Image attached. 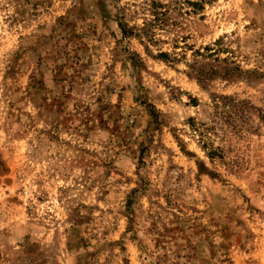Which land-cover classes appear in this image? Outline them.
<instances>
[{"label": "rangeland", "instance_id": "1", "mask_svg": "<svg viewBox=\"0 0 264 264\" xmlns=\"http://www.w3.org/2000/svg\"><path fill=\"white\" fill-rule=\"evenodd\" d=\"M0 264H264V0H0Z\"/></svg>", "mask_w": 264, "mask_h": 264}, {"label": "trees", "instance_id": "2", "mask_svg": "<svg viewBox=\"0 0 264 264\" xmlns=\"http://www.w3.org/2000/svg\"><path fill=\"white\" fill-rule=\"evenodd\" d=\"M123 34H126V33L123 32ZM159 56H161V57H165V54H164V53H160Z\"/></svg>", "mask_w": 264, "mask_h": 264}]
</instances>
